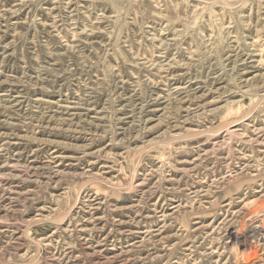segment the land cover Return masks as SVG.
<instances>
[{"label": "rangeland", "instance_id": "374dc122", "mask_svg": "<svg viewBox=\"0 0 264 264\" xmlns=\"http://www.w3.org/2000/svg\"><path fill=\"white\" fill-rule=\"evenodd\" d=\"M0 264H264V0H0Z\"/></svg>", "mask_w": 264, "mask_h": 264}]
</instances>
